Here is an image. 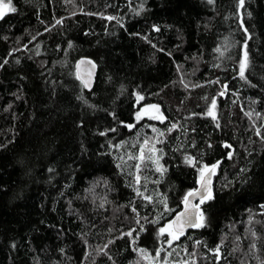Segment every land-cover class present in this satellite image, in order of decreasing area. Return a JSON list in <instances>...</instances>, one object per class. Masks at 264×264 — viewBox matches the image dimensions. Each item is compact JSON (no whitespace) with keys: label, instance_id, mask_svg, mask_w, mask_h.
Returning a JSON list of instances; mask_svg holds the SVG:
<instances>
[{"label":"trees","instance_id":"16d2710c","mask_svg":"<svg viewBox=\"0 0 264 264\" xmlns=\"http://www.w3.org/2000/svg\"><path fill=\"white\" fill-rule=\"evenodd\" d=\"M11 6L0 19V264H264V0ZM81 58L98 66L91 92ZM152 104L163 122L136 121ZM217 163L204 226L160 235L198 170Z\"/></svg>","mask_w":264,"mask_h":264},{"label":"snow or ice","instance_id":"6c2138e0","mask_svg":"<svg viewBox=\"0 0 264 264\" xmlns=\"http://www.w3.org/2000/svg\"><path fill=\"white\" fill-rule=\"evenodd\" d=\"M209 3H212L213 0H208ZM240 6L243 5L244 0H239ZM12 0H7V3H5V0H0V19H3V17L5 16L6 12H16L17 9L15 7H12ZM108 19H115L114 17H108ZM57 23H60V21L58 20ZM156 31H159L158 28H155ZM247 46L245 45V48ZM217 52H220V49H216ZM221 55H223V53H221ZM245 59L241 60L240 65H239V74L240 77L243 79L245 76V68H246V57H247V52L245 51ZM85 86L87 87V83H85ZM226 88V86H225ZM221 95H223L224 93L221 92ZM143 99V97L138 96V100ZM207 99V98H205ZM150 108H154L157 111H159L158 107L156 105H150L148 106ZM216 108V100L213 98L210 102V107L208 108L207 111V115L211 116L213 119H215V113H214V109ZM246 115H251L250 113H246ZM141 118L140 113L137 114V120H139ZM153 119H159L161 122H163V120L165 119L162 115L160 116H154L151 117ZM219 126V125H217ZM129 128L133 127V125H128ZM175 127V125H173V128ZM153 131H157L155 128L153 129ZM259 130H257V135H259ZM160 136H163L164 133L160 132L159 133ZM159 142V141H157ZM149 143V141L147 139L144 140V144L141 145V155L139 157V159L141 161L145 160V156H144V145H147ZM225 147H230V145H225ZM155 151V145L152 146L151 149H149V156L147 157L148 160H153V156L151 155V153ZM229 158H231V153L228 154ZM129 159H135V157H129ZM186 161L188 163H191V159L186 157L185 158ZM153 162L156 163L157 167H156V171L161 172L162 168L159 165V161L158 160H154ZM218 165H212L211 167H209L208 165H204L203 169H199L198 171L200 172V180L198 181L200 184V188L196 189V190H192L189 191L185 194V196L183 197L182 203L184 204V211L178 213L175 217L174 220L170 221L167 225H165L164 227H161L159 229V234L163 235L166 231L168 232V235L170 237H172V239H178L179 236L184 234V229L185 228H199V227H203L204 226V216L203 213L199 211V204H194L192 203V200L199 197L200 198V203L202 204L204 202V200L206 198H211L210 197V191H209V185L211 183V177L212 175L215 174L216 168ZM135 167L137 168V170L139 171L140 169V164H136ZM51 171V170H50ZM139 176H136V181L137 183H139ZM136 192L138 195H142V193H140L139 189H136ZM207 193V196L205 195ZM146 199L151 200V197H146ZM164 203V207L166 211H170L167 208V203L166 200L163 201ZM133 211H135V209H133ZM174 228V231H172V229ZM128 235H131V232L128 233ZM169 245H171V240L168 241ZM143 252V250H141ZM216 251L218 252L219 249H216ZM157 256H159V252H157Z\"/></svg>","mask_w":264,"mask_h":264},{"label":"water","instance_id":"95a60500","mask_svg":"<svg viewBox=\"0 0 264 264\" xmlns=\"http://www.w3.org/2000/svg\"><path fill=\"white\" fill-rule=\"evenodd\" d=\"M75 72H76V77L78 79V81L82 84V86L84 87V89L87 92H91L92 89L94 88L95 82H96V78H97V73H98V66L97 64L89 59V58H81L79 59L76 64H75ZM85 83H87V87L85 86ZM216 165V171L219 169L220 167V163H217ZM216 171L215 174L212 175L211 177V183L209 185V191H210V196L212 194V190H213V186H214V180H215V176H216ZM200 188V184L198 182L197 187L194 189H199ZM207 196V193L205 194ZM208 198H206L204 201H206ZM192 203L194 204H199V211L201 212V207H200V198L197 197L195 199L192 200ZM184 211V204L181 208V210L179 212H177L175 214V216L173 217L172 220L175 219L176 215L180 212ZM195 228H185L184 229V234L179 236V237H184L186 236L190 231L194 230ZM172 231H174V228L172 229Z\"/></svg>","mask_w":264,"mask_h":264},{"label":"rangeland","instance_id":"374dc122","mask_svg":"<svg viewBox=\"0 0 264 264\" xmlns=\"http://www.w3.org/2000/svg\"><path fill=\"white\" fill-rule=\"evenodd\" d=\"M140 102H141V99L138 100V96H137V104L140 103ZM152 105H155V104H152ZM148 106H150V105H146V106L141 105V106H139L138 111L136 113V117H135L136 121H139L141 119H148V120H152V121L159 122L160 121L159 119H153L151 117L162 115L161 114L160 107L156 105L158 107V109H159V111H157L156 109L150 108ZM138 113H140V115H141V118L139 120H137V114ZM175 127L174 128H171L172 131L175 130Z\"/></svg>","mask_w":264,"mask_h":264},{"label":"built area","instance_id":"2783aa9c","mask_svg":"<svg viewBox=\"0 0 264 264\" xmlns=\"http://www.w3.org/2000/svg\"><path fill=\"white\" fill-rule=\"evenodd\" d=\"M261 213L263 212L264 213V210L263 211H260Z\"/></svg>","mask_w":264,"mask_h":264}]
</instances>
